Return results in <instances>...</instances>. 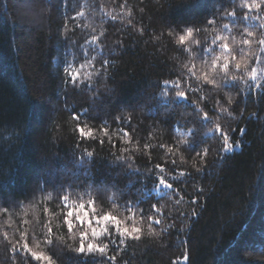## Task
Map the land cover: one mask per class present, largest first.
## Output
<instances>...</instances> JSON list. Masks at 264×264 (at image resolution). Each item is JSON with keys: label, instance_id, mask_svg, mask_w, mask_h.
Instances as JSON below:
<instances>
[{"label": "trees", "instance_id": "trees-1", "mask_svg": "<svg viewBox=\"0 0 264 264\" xmlns=\"http://www.w3.org/2000/svg\"><path fill=\"white\" fill-rule=\"evenodd\" d=\"M37 2L0 0V264H264V0Z\"/></svg>", "mask_w": 264, "mask_h": 264}, {"label": "snow or ice", "instance_id": "snow-or-ice-1", "mask_svg": "<svg viewBox=\"0 0 264 264\" xmlns=\"http://www.w3.org/2000/svg\"><path fill=\"white\" fill-rule=\"evenodd\" d=\"M259 7L260 5L259 4H256V5H248V7ZM249 35H252V33H249ZM193 36V28L189 27L187 29V32L185 35H180L179 36V42L181 44H184L188 41V38L189 37H192ZM216 40H221L223 41L222 43H220V48L222 49L220 55H217L215 56L212 60H211V63L208 64L207 62H205L206 66L210 69V71H203V75L202 77H197L198 79H202L205 83L207 84H211V85H214L216 86L217 88H219V80H236L238 79L237 76L235 75H232L231 77H229V66H230V63H232L233 61H235L234 63V67L236 69H241L242 66L244 65V58L242 57L240 60H237L235 55H233L232 53V50L230 48V45L229 43H227V38L226 37H216L215 40L212 41V43H216ZM197 43H199L197 41ZM242 43L244 44H251V41L250 40H244L242 41ZM260 44L264 45V39L260 40L259 41ZM209 51H212V49H209ZM259 59V57H258ZM185 67H187V65H185ZM193 67H195V65H193ZM218 69L222 70V71H219L218 72ZM189 72L191 73V75L195 76L196 73L192 70V69H189ZM79 73L78 72H75L72 74V78L75 79L76 76H78ZM249 75L251 76V78L253 80L256 79L257 77V72L255 69H252V71L249 73ZM219 77V80L218 78ZM240 79H243V77H240ZM165 83H169V81H165ZM175 83V82H173ZM178 86V85H177ZM193 91H200L199 88L197 89H193ZM163 95H168L167 92H164ZM176 95L177 96H180V97H186L187 93L184 92V91H178L176 92ZM229 100H231V97H229ZM204 115L207 117L208 116V113L205 112ZM217 129L220 128V125L217 124L216 125ZM223 134V133H221ZM225 139H227V137H225ZM89 155H91V153H89ZM158 167H163L161 165H158ZM161 183H167L166 181H163L161 180ZM65 201L68 200V197L65 196L63 198ZM92 204L93 206L95 205V201H92ZM86 205L81 203L79 204V209L80 210H83L85 209ZM69 208L70 210L67 212V216H66V219H67V228H68V231H72L73 229V217H74V214H75V219L79 220L81 223L84 222L86 216L88 215L86 212H83V211H77L75 208H72L71 205H69ZM5 212H7V209H4ZM100 220H102L103 222L107 223L108 221H111L115 224L116 226V230L118 233H120L121 235H124V236H128V235H131V232L129 230V228L127 227H121V221L118 217H115L113 215H111L110 213L108 214H105L103 217H100L98 218ZM157 223H159V221H157ZM88 224L91 225L92 224V220L89 218L88 219ZM49 231H51V229H49ZM136 232H139L140 229H135ZM109 234V229L107 227H104L102 231H97L96 229H91V238H95V237H99V236H102V235H107ZM7 234L5 233V236ZM26 235V234H25ZM80 237L81 239L79 240V247L75 249V251H77L78 253H85V252H88V253H92V252H99L101 254L105 253L107 248H108V245L107 244H104V245H100L98 243L95 242V240H91V242H87L89 239H90V236H89V232L88 231H82L80 232ZM49 243H52V241H49ZM24 247H27L28 248V251L31 253V256L32 257H35L36 260H44V261H47L48 264H52V261H51V257L45 255L44 253L42 252H37V251H33L30 247H28L27 244L24 245ZM111 259H115V257H111ZM185 260L188 259L187 256L184 257Z\"/></svg>", "mask_w": 264, "mask_h": 264}, {"label": "rangeland", "instance_id": "rangeland-1", "mask_svg": "<svg viewBox=\"0 0 264 264\" xmlns=\"http://www.w3.org/2000/svg\"><path fill=\"white\" fill-rule=\"evenodd\" d=\"M41 5L38 4L37 0H26L23 6V15L29 23L38 24L41 22Z\"/></svg>", "mask_w": 264, "mask_h": 264}]
</instances>
